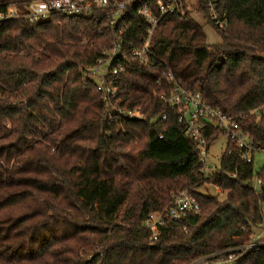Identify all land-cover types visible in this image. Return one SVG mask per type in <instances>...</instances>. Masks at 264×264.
Instances as JSON below:
<instances>
[{
	"label": "trees",
	"instance_id": "1",
	"mask_svg": "<svg viewBox=\"0 0 264 264\" xmlns=\"http://www.w3.org/2000/svg\"><path fill=\"white\" fill-rule=\"evenodd\" d=\"M221 8L219 43L196 20L168 16L151 41L154 62L125 60L118 106L140 109L135 120H109L86 75L113 40L108 27L101 35L93 17L62 14L0 24V264H264V246L221 263L263 221L264 163L240 161L227 140L207 179L195 141L159 98L172 91L170 72L224 113L243 114L264 145V0ZM128 29L145 33L136 16ZM220 135L209 126L207 147ZM206 184L224 197L202 192ZM183 190L200 213L165 222L154 239L147 217Z\"/></svg>",
	"mask_w": 264,
	"mask_h": 264
},
{
	"label": "built area",
	"instance_id": "2",
	"mask_svg": "<svg viewBox=\"0 0 264 264\" xmlns=\"http://www.w3.org/2000/svg\"><path fill=\"white\" fill-rule=\"evenodd\" d=\"M55 14L91 16L101 25L97 29L99 34L102 35L104 32L102 26L112 31V42L102 51L96 63L89 66L86 75L89 80L94 81L97 91L101 94L106 116L114 121H118L120 117L144 118L140 109L118 106L121 97L117 77L125 72V60L130 56L136 58L139 63L154 62L151 41L164 18L190 17L197 21L196 17L201 16L218 32L225 30L228 26L227 13L221 8V0H11L0 2V24L17 18L32 23L43 22ZM135 16L142 20L144 35H138L139 32L135 29H128ZM84 42H88L87 38ZM166 75L173 88L170 94H161L159 98L176 111L178 122L182 125L185 134L195 141L199 159L204 164V173L209 151L205 132L209 126H216L221 130L231 144L228 151H234L240 161L247 164L256 163L260 155L264 159V145L256 143L242 126L243 114L237 116L224 113L221 109L207 103L200 92L178 85L172 73L168 72ZM165 116L162 115V118ZM254 181L255 188L262 184V179L257 175ZM200 211V205L195 198L187 190H183L172 196L170 204L162 212L151 213L145 221V226L156 239L165 222H182L192 214H199ZM258 227L257 231H252L247 244L235 247L234 252L227 251L229 255L227 257H235L236 254H238L236 257H239L246 250L264 246V206L263 221Z\"/></svg>",
	"mask_w": 264,
	"mask_h": 264
},
{
	"label": "rangeland",
	"instance_id": "3",
	"mask_svg": "<svg viewBox=\"0 0 264 264\" xmlns=\"http://www.w3.org/2000/svg\"><path fill=\"white\" fill-rule=\"evenodd\" d=\"M196 19H197V22L203 27V30H204L206 37H207V41L210 44L219 43L221 39H220V35L218 34V31L215 28H213L212 26L206 24L201 16H197ZM226 143H227V137L223 134V135H220L215 140V142L210 146L209 151H208V155H207V166H206V170H205V175H206L207 179H208V176L210 174H212L217 169H219L220 158H221L223 151L225 150ZM258 160H259L258 165H256L257 170L264 163L263 156L262 155L258 156ZM200 190L204 193H208L211 195H218L220 199H222L224 197V193L221 192V190H219L217 187H215L212 184H206ZM256 228L257 227H254L253 231H257L259 229V227L257 229ZM235 249L236 248L233 247V248L228 249L227 251L234 252ZM237 255L238 254H236V256ZM242 255H239V257H236V256L235 257L234 256L233 257H227V258L222 257L221 260L223 261V263L225 261H228L225 263H233V262H236V260L238 258H240ZM226 256H229V255H226ZM203 263H211V262L205 261Z\"/></svg>",
	"mask_w": 264,
	"mask_h": 264
},
{
	"label": "water",
	"instance_id": "4",
	"mask_svg": "<svg viewBox=\"0 0 264 264\" xmlns=\"http://www.w3.org/2000/svg\"><path fill=\"white\" fill-rule=\"evenodd\" d=\"M133 120H135V119H137V117L136 118H132Z\"/></svg>",
	"mask_w": 264,
	"mask_h": 264
}]
</instances>
